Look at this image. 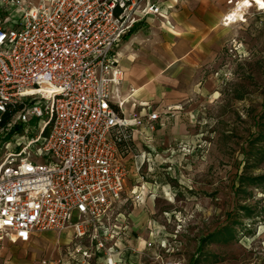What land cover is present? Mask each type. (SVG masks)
<instances>
[{
    "label": "rangeland",
    "instance_id": "rangeland-1",
    "mask_svg": "<svg viewBox=\"0 0 264 264\" xmlns=\"http://www.w3.org/2000/svg\"><path fill=\"white\" fill-rule=\"evenodd\" d=\"M229 2L165 0L116 46L123 112L140 88L137 102L167 114L152 133L128 131L134 150L121 155L102 246L70 230L0 235V264H264V9ZM7 151L12 142L1 159Z\"/></svg>",
    "mask_w": 264,
    "mask_h": 264
},
{
    "label": "built area",
    "instance_id": "built-area-1",
    "mask_svg": "<svg viewBox=\"0 0 264 264\" xmlns=\"http://www.w3.org/2000/svg\"><path fill=\"white\" fill-rule=\"evenodd\" d=\"M164 1L0 0V145L15 146L0 158V235L28 243L70 230L102 246L126 177L117 143L161 120L146 106L123 112L115 48L136 21L162 16ZM135 159L139 170L144 156Z\"/></svg>",
    "mask_w": 264,
    "mask_h": 264
},
{
    "label": "crops",
    "instance_id": "crops-1",
    "mask_svg": "<svg viewBox=\"0 0 264 264\" xmlns=\"http://www.w3.org/2000/svg\"><path fill=\"white\" fill-rule=\"evenodd\" d=\"M233 2H240V1H238V0H232ZM4 16V15H3ZM136 30H137V26H135L133 29H132V32H131V34H129L127 37H125L123 40L126 42V41H128V39L130 38V36H132V34L133 33H135L136 32ZM116 52V51H115ZM116 54H117V57L119 56V54L116 52ZM136 77V80H134V83H133V86H132V88H138V87H136V86H139V80H138V77L137 76H135ZM139 89L140 88H138V89H133V93L134 94H132V96L130 97L131 98V100L129 101V103L128 104H131V102H134V106H132L133 108H132V110H136V111H138L140 108H141V106L142 105H144V104H140L139 102H137V100H135L133 97H135L136 95H139L138 93V91H139ZM136 97H139V96H136ZM132 110H130V111H132ZM161 116L162 115H166L167 114V112L166 111H157ZM33 238V237H32ZM31 238V239H32ZM31 241V240H30Z\"/></svg>",
    "mask_w": 264,
    "mask_h": 264
},
{
    "label": "trees",
    "instance_id": "trees-1",
    "mask_svg": "<svg viewBox=\"0 0 264 264\" xmlns=\"http://www.w3.org/2000/svg\"><path fill=\"white\" fill-rule=\"evenodd\" d=\"M8 119L9 116H6L5 121ZM117 148L122 156H125L128 152L134 150L130 134L126 133L125 138H121L119 140V142L117 143Z\"/></svg>",
    "mask_w": 264,
    "mask_h": 264
},
{
    "label": "bare ground",
    "instance_id": "bare-ground-1",
    "mask_svg": "<svg viewBox=\"0 0 264 264\" xmlns=\"http://www.w3.org/2000/svg\"><path fill=\"white\" fill-rule=\"evenodd\" d=\"M251 1L255 6L259 7V10L264 9V0H251Z\"/></svg>",
    "mask_w": 264,
    "mask_h": 264
}]
</instances>
